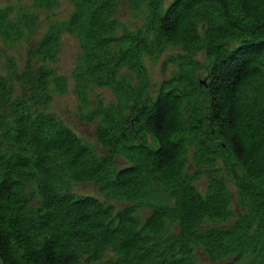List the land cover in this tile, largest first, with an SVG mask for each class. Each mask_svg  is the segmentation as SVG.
<instances>
[{"label":"trees","instance_id":"obj_1","mask_svg":"<svg viewBox=\"0 0 264 264\" xmlns=\"http://www.w3.org/2000/svg\"><path fill=\"white\" fill-rule=\"evenodd\" d=\"M68 1L72 14L49 27L30 57L53 62L63 36L77 38L80 108L94 86L114 97L87 116L97 120L96 141L106 152L26 101L45 100L50 87L64 93L65 77L40 68L37 88L15 102L0 72L2 264H196V247L211 261L248 252L251 264H264V0H174L165 10L164 0H147L144 24L118 37L113 0ZM32 3L49 11L56 0ZM31 22L26 13L0 9V38H19ZM167 46L186 52L177 73L155 96L140 97L120 69L146 80L142 55L158 57ZM200 50L212 59L203 81L194 59ZM147 136L154 145L142 141ZM220 156L231 174L241 168L244 175H235V189L211 175L203 194L196 186L201 172L189 173L188 165L211 168ZM74 183H92L107 200L127 206L116 210L78 195ZM30 184L40 196L37 206L26 192ZM141 208L150 210L145 219L137 215ZM235 214L228 227L205 225ZM170 225L177 229L169 232ZM108 252L114 257L103 261Z\"/></svg>","mask_w":264,"mask_h":264},{"label":"rangeland","instance_id":"obj_2","mask_svg":"<svg viewBox=\"0 0 264 264\" xmlns=\"http://www.w3.org/2000/svg\"><path fill=\"white\" fill-rule=\"evenodd\" d=\"M116 4L115 18L117 20V31L114 36H121L127 31H136L143 24L147 16V0L140 3H132L129 0H113ZM174 0H164L163 8ZM11 7L15 15L17 13H26L29 21H32L24 28V33L19 38L3 39L0 38V72L8 81L9 85L14 91L16 98L15 102H24L25 96L30 92H34L37 88L36 80L38 79V71L40 68L44 70H51L54 75L65 77L67 80V89L64 93L50 87L48 90L49 97L45 100L35 97L26 99L32 108L38 107L39 109L56 114L65 124L73 129L84 141L91 143L99 154L106 152L96 141V124L97 120H88L87 116L98 103L104 101L110 103L114 101L112 93L103 87L94 86L91 92L90 102L84 107L80 108L78 98L74 91L73 74L77 63V58L80 54V44L77 38L72 35L65 34L62 38L61 51L57 59L53 62L44 61L39 57H30V52L37 47L49 27L56 22H62L72 14L73 6L68 0H56V5L51 10L36 9L33 6L32 0H0V9ZM236 43L230 46L234 47ZM115 48L111 50V55L115 52ZM185 50L180 46H167L166 49L158 56L153 57L147 54L142 55V61L145 66L147 79L142 80L138 78L136 73H133L126 68L120 69V75L132 83L138 90L139 96H155L163 81L174 76L178 71L177 59L185 56ZM194 59L202 64V71L199 73L198 81H203L207 78V68L212 63L206 52L203 50L198 51L194 55ZM120 76V77H121ZM204 85V84H203ZM140 96V97H141ZM26 104V103H25ZM8 109H13V106L8 104ZM9 109V110H10ZM142 141H147L150 145H154L150 136H147ZM225 157L220 156L217 158L215 166L211 168H198L194 164L188 165V172L195 173L201 172V177L196 181V186L203 194L207 192V184L211 175L222 176L228 180L229 186L235 189L234 177L235 175L243 177L241 168L235 170V174H231L229 167L225 164ZM119 164L124 165L122 159L118 160ZM233 183V184H232ZM70 189L78 195H91L96 196L105 203L114 205L116 210L127 206L126 202L107 200L100 192L99 188L92 183H74L71 184ZM26 192L30 196V203L32 206H37L40 202L39 194L35 193L34 184L27 187ZM233 210L238 211L237 200L233 193ZM150 213L149 209L141 208L137 211V215L141 219H145ZM238 214L226 222H206V226L220 225L228 227L236 219ZM170 231L174 232L173 225L169 226ZM194 258L196 264H251L253 261V254L245 253L239 259L236 255L223 258L219 261H211L206 256L201 248L194 249ZM114 257L112 253L105 254L103 261L110 260ZM94 264V263H93Z\"/></svg>","mask_w":264,"mask_h":264},{"label":"water","instance_id":"obj_3","mask_svg":"<svg viewBox=\"0 0 264 264\" xmlns=\"http://www.w3.org/2000/svg\"><path fill=\"white\" fill-rule=\"evenodd\" d=\"M0 264H2V261L0 260Z\"/></svg>","mask_w":264,"mask_h":264},{"label":"bare ground","instance_id":"obj_4","mask_svg":"<svg viewBox=\"0 0 264 264\" xmlns=\"http://www.w3.org/2000/svg\"><path fill=\"white\" fill-rule=\"evenodd\" d=\"M171 78V77H170ZM114 98V97H113ZM104 105H106V104H104Z\"/></svg>","mask_w":264,"mask_h":264}]
</instances>
